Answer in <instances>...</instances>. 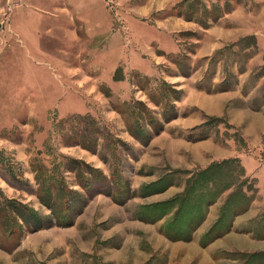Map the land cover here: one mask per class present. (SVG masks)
<instances>
[{
	"label": "rangeland",
	"instance_id": "1",
	"mask_svg": "<svg viewBox=\"0 0 264 264\" xmlns=\"http://www.w3.org/2000/svg\"><path fill=\"white\" fill-rule=\"evenodd\" d=\"M263 164L264 0H0V264H264Z\"/></svg>",
	"mask_w": 264,
	"mask_h": 264
},
{
	"label": "crops",
	"instance_id": "2",
	"mask_svg": "<svg viewBox=\"0 0 264 264\" xmlns=\"http://www.w3.org/2000/svg\"><path fill=\"white\" fill-rule=\"evenodd\" d=\"M259 137H260V135H256V137H255V141H257V140H259ZM263 166H264V164H263ZM262 169L264 168V167H261ZM262 179V175H261V178H260V180ZM261 184H262V182H261ZM263 188V187H262ZM264 190V189H263Z\"/></svg>",
	"mask_w": 264,
	"mask_h": 264
},
{
	"label": "trees",
	"instance_id": "3",
	"mask_svg": "<svg viewBox=\"0 0 264 264\" xmlns=\"http://www.w3.org/2000/svg\"><path fill=\"white\" fill-rule=\"evenodd\" d=\"M145 141V140H144ZM12 228H10L8 231H10ZM10 234V233H9Z\"/></svg>",
	"mask_w": 264,
	"mask_h": 264
},
{
	"label": "bare ground",
	"instance_id": "4",
	"mask_svg": "<svg viewBox=\"0 0 264 264\" xmlns=\"http://www.w3.org/2000/svg\"><path fill=\"white\" fill-rule=\"evenodd\" d=\"M25 64V63H24ZM27 70V69H26Z\"/></svg>",
	"mask_w": 264,
	"mask_h": 264
}]
</instances>
